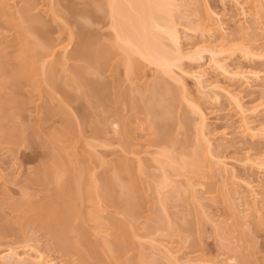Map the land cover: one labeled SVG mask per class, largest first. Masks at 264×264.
Wrapping results in <instances>:
<instances>
[{
    "label": "rangeland",
    "instance_id": "1",
    "mask_svg": "<svg viewBox=\"0 0 264 264\" xmlns=\"http://www.w3.org/2000/svg\"><path fill=\"white\" fill-rule=\"evenodd\" d=\"M74 1L0 0V94L19 102L7 107L15 124L8 111L0 115L18 129H0V264L38 256L40 264H264V0H166L160 15L177 40L162 34L156 43L175 63L163 69L133 54L128 67L113 45L104 68L84 74L96 82L90 93L74 75L83 63L72 58L81 48L72 21L89 35L110 33L109 23L70 16V2L83 7ZM26 13L49 37L23 34ZM23 38L39 46L25 54L37 73L6 84L2 71L16 65ZM45 167L63 182L79 177L73 223L83 230L73 237L86 248L78 243L77 252L60 250L52 230L26 219L30 203L51 196L54 183L36 180ZM117 169L119 187L140 184L137 208L121 203L119 187L121 204L103 191L104 175Z\"/></svg>",
    "mask_w": 264,
    "mask_h": 264
},
{
    "label": "bare ground",
    "instance_id": "2",
    "mask_svg": "<svg viewBox=\"0 0 264 264\" xmlns=\"http://www.w3.org/2000/svg\"><path fill=\"white\" fill-rule=\"evenodd\" d=\"M75 1L77 2V0H75ZM78 2L80 4H82L83 7H84V3L85 4H90V3L93 4L95 2H100L101 4L97 3L99 5V7L97 5L96 7H98V8L95 7L96 8L95 10L92 9L93 10L92 12H88L90 10L86 11L87 7L86 8L82 7V9H79V8H76L75 6H72L73 4L70 6V3H71L70 2L69 6H66L68 8L67 11L70 14V16L74 15V17H75L76 15L77 16L82 15V17H78V18H83V16H86V18L90 17V18L94 19L93 23L95 25L100 24L101 19L103 18V20H107V22H105V24L109 23L108 27L110 29V33L106 34L107 32L106 33L103 32L104 33L103 34L100 32L97 33V29H95V28L94 29L89 28V29H87V30H90V35H89V33L87 34L86 32L83 31V29L87 27V26H85V24L78 23L77 22L78 20L76 21L75 19H74V21H72V23H74V25L76 27V33H73V34L76 35V37L78 39V41L76 40L77 41L76 43H78L77 46L81 47L78 50L75 49L76 52L74 51V55L72 56V58H74L75 61L76 60L82 61V63H83V66H81V69L78 68L77 71H74L75 72L74 75L77 78V80L81 81L82 85L84 83H87V84L83 85V87L86 86V88L84 90H87V92H89L90 89L94 90V89H92V88H94V86L92 88H91V86L94 85L96 82L95 81H93L94 83L91 82L93 84H91L89 82V80L84 82L85 81L84 80V78H85L84 74L85 73L86 74L91 73V72L97 73L99 70L101 71V69H103L105 66V63L107 61L106 59H108L107 57H110L109 55L112 52L117 53L118 49L122 50V53H123L122 57L124 59V64H127V65H128V63L133 62V61L131 62V60H132L131 55H133V54H136V55L142 57L143 59H146L149 62L156 63V65H158L159 67H161L163 69L169 67L175 61L176 56L174 55V53L172 51L171 52L175 57L173 55H170L167 52V50L163 47V43L161 44V42H159V41L157 42L158 44L156 43L158 37L161 36L162 34H164L163 36H166L165 38H168V40H170L174 43L177 40L176 30L173 27V25L168 23L167 20L164 19L160 15V12L163 11L167 7L166 5H169V3L166 0L165 1L164 0H162V1L161 0H101V1L100 0H78ZM81 2H83V3H81ZM0 9H1V4H0ZM167 13H168V10H167ZM24 18L28 21L29 25L23 26V29L25 31V32H23V34H30L31 33V35L33 34L34 37H49L48 31H44V28L42 27L43 24H45V23L42 24V22L39 21L40 18H38V20L35 18H32V17L29 18L27 13H26V15H24ZM71 20H73V19H71ZM102 24H103V22H102ZM172 24H173V22H172ZM41 27L43 30H41ZM99 28H98V31H99ZM85 31H86V29H85ZM91 33H93V34H91ZM70 35L72 36V33ZM91 35L93 38L92 39L90 38L88 40V38L91 37ZM20 37H25V36L21 35ZM96 37H97V39H96ZM100 37H103V38L100 39ZM93 39H94V41H93ZM25 41H26V39H24V38L21 40H18L19 44L21 45V50H20L21 55L20 54L17 55L16 58L18 59V61H17L16 65H14L12 68L10 67L11 69L9 68L10 65L8 67L6 65L5 69L7 67V69L9 68L10 70L8 69L9 71H5L3 69V71H2V73H4L5 75H6V72H9L5 76V79L7 78V80L5 82L6 84H7L8 79H10V78L14 79V80H24L27 83L32 82V77H33V75H35L34 73L37 71V68L34 67L35 65H33V61L31 60L32 57H30L31 58L30 59L29 56H27L28 55L27 52H29V54H34V53L37 54V52H38L37 48H39V46L37 45V48H36L37 52H36L35 47L29 46L30 44L28 45L27 44L28 42L27 41L25 42ZM160 41H161V38H160ZM14 42L16 43V41H14ZM108 42L110 44H108ZM111 42H112V44H111ZM116 44H118V45H116ZM176 44H174V45H176ZM40 45H42V44L40 43ZM113 45H115L114 48L117 46L116 52H114L116 50V48H115V50L112 49ZM120 45H123V46L121 47ZM41 47H43V46H41ZM47 47H49V45ZM118 47H121V49ZM162 48H164V49H162ZM25 54H27V55H25ZM40 64H43V63H40ZM127 65H125V66L127 67ZM1 66H2V64H1ZM128 67H129V65H128ZM128 67L126 69L127 71L129 69ZM2 68H4V67L2 66ZM130 70L127 72V74H129ZM52 84H54V82ZM88 84H90L91 86H89ZM4 89H5V87H4ZM15 91L17 92V90H15ZM14 93H12V95H14ZM1 94H0V97H1ZM3 94H5V92ZM17 94H18V92H17ZM61 95H60V97H61ZM4 96L6 98L1 97L4 99L3 101H2V99H0L3 102V103H1V101H0V115H2L5 118V115H3L1 113H3L4 110L8 111V112H6L8 114L7 117L9 118V121H11L13 114H12L10 109L8 110V108L13 107L14 104H18L19 102L16 103L18 99L16 100L13 97H8L9 96L8 92H7V96L6 95H4ZM63 97H65V96H63ZM126 99L128 100L129 97H127ZM134 104H135V102H134ZM139 106L141 107L140 104H139ZM146 111H147V107H146ZM147 112H148L147 114L151 113L149 110ZM9 114H11V115H9ZM2 116H0V117H2ZM4 118H1L0 121H2V119H4ZM12 122L14 123V121H11L10 123H12ZM52 122H53V120H52ZM1 123H0V127L4 126L5 128L2 129V127H1L0 129L5 130V132H7V133H9V131H10L8 129H12V131H11L12 135L14 132H16L18 130L17 127L13 124L9 125V127L12 125L15 127L12 126V127L7 129V127H6L7 125H3V123L2 124ZM200 126L203 127L204 123L202 122ZM202 129L203 128H201L200 130H202ZM67 131L71 132L70 130H67ZM67 131L65 132L63 130L62 134L65 132L64 134L68 136L69 132L67 134ZM58 135L55 134L56 137H58ZM69 135H71V134H69ZM55 136H54V140L56 139ZM66 139H63V140H66ZM68 139H69V137H68ZM58 140H57V142L60 141V140L59 141ZM53 168L47 169L45 167L42 170L41 169L38 170V172L36 173V180L39 183L41 182L40 184H43V182H46V183L53 182L54 187H52L50 189L51 190V196L50 197L48 196L49 197L48 199H45L44 201H41V202L39 201V202H33L32 204L30 203V205L28 206V209H27L29 211L30 215L28 214V217L26 219H28V221L30 220L32 222H36L43 229H45V231L52 230L54 233V236H55L54 239L56 241V244L60 248V250H63L66 253H69V252L71 253V251H73V250L74 251L76 250V252H77L78 249L80 248V246L81 245L83 246V244L81 242L77 241L78 238L73 237V236L78 234V233L76 234V232H78V231L80 232L83 230L81 228L79 229L78 225L76 227L73 223V221L76 217V216H74V214L77 215V213H78V212L75 213V210H73V206L75 203L73 196L78 194L77 191H78V188L80 186V183L78 181L79 177H77V178L73 177L72 178V176H69V179L67 177V179H65V181L63 182V179L61 181V178H60L61 174H59V175L56 174V173H58V170L56 172V171H54ZM126 168H127V166H126ZM44 169H46V170H44ZM116 171L118 173L115 172L111 177L104 175L105 180L102 179V181H103L102 184H104L103 185L104 186L103 191L106 189V191H107L106 195H108L107 197H109L108 199L111 202L120 203L121 200H119V197H117L114 194V193H116L117 190L120 189L121 191H123V196L125 195L124 197H122L120 195L122 197V201H123L121 203L125 202L124 204H126V206H127V204H128V206L132 204V206L134 205L133 207H136L137 203H138L137 200L139 201V199H140L139 195L141 196V194L139 193V192H141L139 189L140 184L138 186H136L138 184L137 180H134L136 184L133 182H130V180H128L129 183L128 182H127V184L123 183L122 184L123 186L119 187L118 185H120V183L118 182V179H120V174L122 171L120 172L119 169H117ZM67 172H68V170H66V173ZM129 172H130V170H129ZM57 177L60 179H58ZM76 179H78V180H76ZM132 179H134V178H132ZM60 183H62V184H60ZM117 187H119V189ZM136 187H138L137 189H139V191H137ZM118 192L120 193V191H118ZM79 193H80V191H79ZM124 206H122V207L124 208ZM126 206H125L126 209L124 208L125 212H126V210L130 211V209L127 208ZM132 209L133 208H131V210ZM28 211H27V213H28ZM129 211H127V212L130 214ZM132 214H134V213H132ZM78 215H80V214L78 213ZM78 215H77L76 219H78ZM81 215L83 216V214H81ZM87 215H89V214H87ZM92 216H93V214H91V217ZM80 217L81 216H79V218ZM81 218H80V220H81ZM1 229H3V228H1ZM84 233H86V232H84ZM73 234H75V235H73ZM116 234L118 237H120V238L122 237V236H120V233H116ZM80 235L83 236L84 235L83 232H81ZM85 237H86V234L84 235V238ZM118 237H116V238H118ZM82 238L78 239V240L82 241L83 240ZM86 240L84 241V243H86ZM116 241H118V240H116ZM78 243L79 244L81 243V245L78 246ZM103 243L105 244V242H102L101 244H103ZM86 244L89 245L88 243H86ZM105 245L107 247L109 246L108 243H106ZM90 246L89 247L87 246L89 251L91 249L90 255L92 252L91 256L94 255L95 258L97 256L99 257L98 252H94L93 248H95V246H93L92 244H90ZM109 247L111 248V245ZM84 248H86V247H84ZM88 249L86 251H88ZM86 251L84 250L83 256H85L87 258L86 253H88V252H86ZM13 253L14 252L10 251L6 254H8L9 256L10 255L12 256ZM81 254H83V253H81ZM90 255H89V257H90ZM40 259L41 258L38 256V258H33L32 260H30V263L40 264L41 263Z\"/></svg>",
    "mask_w": 264,
    "mask_h": 264
}]
</instances>
